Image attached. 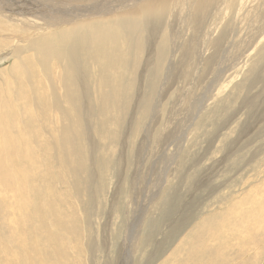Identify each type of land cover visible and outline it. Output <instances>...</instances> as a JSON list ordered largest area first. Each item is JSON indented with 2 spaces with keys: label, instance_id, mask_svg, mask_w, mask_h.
<instances>
[{
  "label": "rangeland",
  "instance_id": "obj_1",
  "mask_svg": "<svg viewBox=\"0 0 264 264\" xmlns=\"http://www.w3.org/2000/svg\"><path fill=\"white\" fill-rule=\"evenodd\" d=\"M76 3L80 4V2H69L63 7L68 10L67 13L73 8L74 10L83 9ZM84 3L88 5L85 1L81 2L86 5ZM57 4L61 5V3ZM244 6V3L241 7L238 4L235 6L231 0H228L223 5L216 6L209 16L208 23L215 26V34L210 37V40H215L221 30L226 31L228 38L236 29L240 30L239 35H246L244 46L239 45L231 53L222 54V60L216 57V61H218L215 64L217 66L215 65L209 72L203 69L205 68L204 60L199 63L196 58L198 47L205 39V30L201 37L200 32L196 36L192 34L195 28L189 23L184 24L187 22L184 21V11H181V8L178 9L179 12L174 23V32L178 33L176 45L173 43L169 25L166 22L163 24L161 33L164 34L162 36H165L168 43L172 40V44L162 43V36H158L149 50L145 47L149 41L148 29L142 24V27L138 26L137 23L132 24L133 27L130 26L137 31L131 32L132 29H129L126 34L131 38H124L131 40L128 49L134 51V55L137 54L138 45H141L142 49H140V57H138L140 63L136 59L123 60L119 63L116 62L114 67L109 70L110 80L116 77L122 81L120 89L123 93L120 96L119 104H117L116 95L103 96L96 103L90 99V103H100L102 107L110 99L109 106L117 105V110L111 111L112 113H109L111 115L107 117L97 108L93 109L94 112L91 115L87 112L86 118L91 120V128L94 127L93 137L90 139L98 148L92 149L90 143L86 147L80 145L83 161L86 165L92 163L93 171H96L92 173L94 179L91 183V190L95 195L94 201H90L89 186L88 192L80 191L84 199H81V202L68 189H66V193H58L59 189L62 191L64 188L58 181L54 182L55 207L53 211L46 213L44 217L46 221L44 219L40 221L31 214L32 217L27 211L31 206L34 209L36 205L37 201L32 196L27 197L28 200L23 199L17 196L9 185L1 181L2 178L13 175L18 178L13 177L19 181V188H24L25 192L29 193L31 189L29 182L33 181L32 176L38 169L36 155L39 153V147L38 138L35 136L38 134L36 125L38 119L35 109L38 98L34 97V106L30 105V102L23 107L20 101L24 98L23 92L19 95L16 81L2 80L4 76H7L4 73L13 65V60L8 58L9 60L0 61V106L4 109H0V111L4 116L9 114V117H13L10 119L12 120L11 129L7 115L0 121L3 124V128L0 129V151H3L0 155L4 154V157L0 158V206H2L0 208V264H123L122 260L126 256V264H196L195 258L201 255L213 240L219 243L212 244V248H217L219 251L216 259L210 264H264V211L261 208V206L264 207V94L257 96V93L262 90V85L257 82L261 80L256 77L259 74H264V36L258 38L262 39L261 42L256 40L252 44L255 39L250 42L251 34L246 32V23H256L259 16L254 14V18L249 16L251 10L248 6ZM182 8L184 9V6ZM240 11H243L244 14ZM118 14L120 12L113 11L104 15L85 17V19L96 18L95 20H99L104 16L100 20L107 19V22L117 23L119 21L116 19ZM74 18L70 17L68 21L73 23ZM61 26L66 27L68 23ZM136 26L141 28L138 29ZM114 27L119 28L118 26ZM242 27L244 28L242 29ZM135 36H137L136 39H134ZM191 39L196 43H193L189 49L182 50L181 46L187 47ZM134 40H139L140 43L136 45ZM234 41H237L236 38ZM132 43L136 46L134 47ZM245 48L248 49L249 53L247 54L249 55L243 57L238 64L237 58L247 50ZM126 51L124 50L125 53ZM205 51L204 59L214 53L211 45H208ZM130 53L129 50V56ZM24 55L30 58L27 51L22 53V56ZM180 56L181 61L185 58V63L188 62L187 78H184L185 80L181 78L180 73L177 78H171V81H168L163 87L166 82L164 80L166 78L165 70L167 64L171 62L170 58H173L172 63H175ZM147 58H149L147 62L150 64L149 68L143 69L141 73L142 63H145ZM138 65L139 69H137ZM232 66L234 68L229 69ZM51 67L55 73L56 65L51 63ZM225 71L227 72L224 73ZM217 72L224 74L218 81H208V78ZM35 78L36 81L41 80L38 75ZM125 89H129V91ZM256 97L257 99H255ZM251 98H254L253 106H245L246 102L243 101ZM145 103L148 105L146 106ZM192 107H197L200 111L193 119L195 109ZM25 110V115H30V121L26 124L23 114ZM13 121L16 122V126ZM104 122L106 126L103 125ZM149 123H151L149 128L151 133L146 142L145 129L147 130ZM168 133L172 134L162 142L161 138H164ZM7 137L14 139L16 143L9 145ZM108 140L109 142H107ZM118 145L120 146L118 147ZM138 145L142 146L141 153L144 152L143 147L147 148V155L141 163L142 175H147L144 178L146 183L132 179ZM161 153L163 166L166 167L162 174L159 173L162 162L160 165L157 163V156ZM22 154H25V157ZM12 155H16V158L11 159ZM52 166V171L55 170L56 176L55 165L52 164ZM150 168H154L152 173L149 172ZM129 174H131L130 177ZM161 179H163L162 182ZM81 181H83L82 178ZM141 182L149 186L146 193L154 194L155 199L152 202L143 204L147 202V196L144 194ZM136 185L139 187L137 197L131 203L130 190L132 186L137 187ZM206 186H208L207 190ZM84 192H87V199L83 195ZM60 195L64 199L62 203H58L56 200V197ZM17 197L18 199H16ZM53 212H56L59 225L52 217ZM85 212L89 216L88 218ZM135 218H137L134 226L136 236L124 248L125 252L123 253L122 248L121 256L115 259L118 250L115 249L114 241H117L118 247L119 244L122 245L127 235V227ZM16 221L21 222L19 224ZM76 224H78L77 227ZM100 226L106 228L105 234H107V242L104 241L106 245L101 246V249L96 247L94 241L92 242L95 232L99 230ZM228 257L232 258L229 262H227Z\"/></svg>",
  "mask_w": 264,
  "mask_h": 264
},
{
  "label": "bare ground",
  "instance_id": "obj_2",
  "mask_svg": "<svg viewBox=\"0 0 264 264\" xmlns=\"http://www.w3.org/2000/svg\"><path fill=\"white\" fill-rule=\"evenodd\" d=\"M83 1L88 3V5L86 3H84L87 5V7H85L86 5L81 4V2H83ZM227 1L228 0H68V1L67 0H0V52L3 51V53H0V61H5L8 58H12V60H13V65L10 66V68L7 71H5V73H4V75H7V76H4V79H2V80L3 81H9V82L10 81H16V83L18 84L17 90H18L19 95L21 94V92H23L24 98L21 97L23 99L20 100L21 103L23 104V107L27 103L30 104V102H31L30 105L34 106L33 99H34V97L38 98V102L35 104V107H36L35 109H36L37 119H38V120L36 119L37 120L36 125H37L38 134H35V136L38 138V147H39V153L37 151L38 155H36V154L35 155L37 156L38 169L32 176L33 181L29 182L31 185L30 192L29 193L25 192L24 188L20 189L19 188V181L15 180L18 178L13 176V175L7 176V177H4L1 179V181L4 184H7L10 186V189L14 193H16L17 196H20L23 199H27V197L32 196L37 201L34 209L31 206L30 209L27 210V211H29L30 215L32 214L33 216L37 217L41 221L44 219V217L48 211L54 210L55 192L53 193V190H54V186H55L54 182H57V181L59 182V184L62 185V188L65 189V190L63 189L62 191H60V189L58 188L59 189L58 193L59 192L66 193V191H67L66 189H68L71 192V194H73L78 199V201H81V199L84 200L83 196L80 194V191L86 190L88 192V190H89L88 186H89L90 192H91L90 201L91 202L94 201L95 195L93 194V192L91 190V183L93 182V179H94L92 176V173L96 172V171H93V167H92L93 165H91L92 163H90L89 165H86V163L83 161V159H82L83 157H81L80 145H83L84 147H86V146H88V143H90V146L92 147V149L98 148V146L95 147V144L90 139L93 137L92 131L94 130V127H93V129L91 128V126H90L91 120H88L86 118L87 112H88V114L91 115L94 112L93 109L97 108L98 110H100L102 112V114L104 116L107 117V116L111 115V114H109V113H112L111 111H113L117 108V105H110L109 106L110 99L108 100V103L104 104L102 107H101L100 103L99 104H91L90 99H92L93 102L96 103L103 96L109 97L112 95H116L117 96V104H119L118 102L120 101V96L123 93V92H121L122 90L120 89L121 85H122V81L120 80V78H116V77H113L110 80L109 70L114 67L116 62L119 63L123 60L130 61V59H136L140 63V58H138V57H140L139 54H140V49H142V47H140L141 45L139 44L140 43L139 40H136V41L134 40L136 45L139 44L137 47V54L134 55V51H132L130 48L128 49V47L130 46L129 44H130L131 40H127L124 38V37H126L128 39L131 38L130 35H129V37H127V34H126L129 32V29H132V31L130 30L131 32L137 31V30H133V28H130V26L132 24L137 23L138 26L142 24L145 26L146 29H148L147 37H148L149 41H148L147 45H145L146 42L143 45H145L146 49L149 50L150 47L153 45V41L158 36L164 35L163 33H161V31H162L164 22H166V24L169 25L168 28L170 29L169 31L171 33V38L173 39V43H174V45H176V43H177L176 36L178 33H176V31L174 32V30H175L174 23H175L176 15L179 12L178 9L181 8V11H184V21L187 22L184 24L189 23L192 26H194V28H195L196 32L194 31V33L192 32V34H194L196 36L200 32V37H201L203 34V31L205 30V39H204V42L201 43L198 47V51L196 53V58L198 59L199 63H200V61L202 63V61L204 60L205 68H203V69H205V71L207 70L209 72L210 70H212L215 67V65H216L215 62L217 63V61H218V60L216 61V57L219 58V60L220 59L222 60V58H221L222 54L231 53L235 49V47H238L239 45L244 46V44H245L246 38H244V37H246V35H244V34L239 35L240 30H237V29L234 33L232 32L231 37H229V38L226 35V31L221 30V32L218 34V37H216L215 40H210V37H212L213 34H215V26L212 25L211 23H208L209 16L212 14L213 9L216 6L221 5V4L223 5V3L227 2ZM69 2H72V3L80 2V4H77V3L76 4L81 6L83 9L74 10V8L72 7L73 10L71 9L72 11L67 13L68 10L65 9L63 6H65V4H67V3L69 4ZM231 2H233V5L236 6V4H238L240 7L244 3V5H245L244 7L248 6L251 10V12L249 13V16L253 17V14L259 16V18H258L259 20L257 19L258 21L256 23L252 24V22L246 21L247 22L246 23V27H247L246 32H248V34H251L250 42H252L255 39L252 42V44L254 42H256V40H260V42H261L262 39H258V38H262L264 36V0H231ZM57 3H61V5L59 6ZM183 6H184V9L182 8ZM240 10H242V9H240ZM113 11L120 12V14H118L116 16V19H119V21L117 23L107 22V19L106 20H100L104 16L100 17L99 20H95L96 18H94L93 20L85 19V17H90V16L92 17L94 15H104L106 13H110ZM72 12L75 13L76 15L73 14ZM240 12L243 13V11H240ZM78 13H80V14H78ZM214 15H216V14H214ZM70 17H72V18L75 17L73 19V23L68 21V19ZM108 19H110V18H108ZM246 19H247V17H246ZM250 19H252V18H250ZM243 21H245V20H243ZM248 21H250V20L248 19ZM67 23H68V26H66V27L61 26V25L67 24ZM242 23H240V24H242ZM142 25H141V27H142ZM114 26H118L119 28L114 27ZM138 26H136V27L138 28ZM147 26H148V28H147ZM132 27H133V25H132ZM141 27H139V28H141ZM137 28H135V29H137ZM243 28L244 27H242V29ZM136 38H137V36L134 37V39H136ZM235 38L237 41H234ZM192 39L190 40V43L187 44L188 45L187 47L181 46V49L182 50L189 49L193 43H196L193 41L194 39L193 40ZM263 40H264V37H263ZM161 42L166 44V45L172 44V40H170V42L168 43L167 40H165V36H162ZM256 44H258V43H256ZM136 45H134V47ZM208 45L212 46L214 53L212 55H210V57H208L207 59H204V54L206 52L205 49ZM232 47H234V48L232 49ZM253 47H254V45H253ZM245 49H247V48H245ZM124 50H127L126 53L124 52ZM129 50L131 52L130 56H129ZM26 51L28 52V54H29L28 57H30V58H27V56H25V55L22 56V53H26ZM121 51H122V54H120ZM141 52H143V50H141ZM247 53H249L248 49L246 51H243L238 56V58H237L238 64L240 63V61L243 57L249 55ZM194 54H195V51H194ZM250 54H251V52H250ZM148 59L149 58H147L146 61H144L145 63H142V66L140 69L141 73H142L143 69L144 70L147 69V67L150 65L147 63ZM178 59H179L178 61H176L175 63H172V61L174 59L170 58L171 62H169L167 64L166 70H165V74H166L165 77L166 78L164 80H166V82L163 84V87L166 85V83L168 81H171L170 80L171 78H177L178 75H180V73H181V78H183V79L187 78V63L188 62L185 63V58L181 61V56ZM51 63H54L56 65L57 71L55 73L53 71V68L51 67ZM255 63H257V62H255ZM181 64H183V66H181ZM139 65H138L137 69L140 68ZM233 68H234V66L230 67L229 69H233ZM258 68H259V66H258ZM226 72L227 71H225L224 73H226ZM224 73L217 72L216 73L217 75L214 74L211 78L207 77L208 81H218L220 79L221 75ZM37 75L41 77L40 81H36L35 77ZM206 76H207V74H206ZM256 77H258L259 80H261V81H257V82L261 83V85H262V88H261L262 90H260L257 93V96L263 95L264 94V81H263L264 80V74H259V76L257 75ZM253 83H254V81H253ZM106 88H108L109 90L107 89L105 91ZM122 88L124 89V86ZM125 90H123V91H125ZM126 91H129V89ZM126 93H128V92H126ZM128 96H129V94H128ZM255 99H257V97ZM146 100H149V99H146ZM20 101H19V104H21ZM243 102H246V104L244 103L245 106L251 107V106H253L254 98H251L250 100L245 99ZM153 104H154V102H153ZM0 105H1V103H0ZM145 105H146V103H145ZM12 106H13V104H12ZM12 106H10V107H12ZM10 107H9V109L11 110ZM193 107H192V109H195V112L193 113L192 119L198 113H200L199 108H197V107L193 108ZM0 109L4 110L1 106H0ZM6 109L8 110V106L6 107ZM12 110H13V108H12ZM18 110H20V109H18ZM14 111H15V109H14ZM189 111H191V110H189ZM16 112H18V111H16ZM1 113H2V111H0V121L7 115L6 114L4 116ZM25 113H26V110L23 112V114L25 116L24 122L26 124L30 121L29 120L30 115L27 116V114L25 115ZM114 114H115V112H114ZM117 114H118V112H117ZM188 114H190V113H188ZM8 115H7V121L9 122L10 129H11L12 120H10V119H12L13 117H9ZM16 115H18V114L16 113ZM103 115H102V117H103ZM132 116H134V115H132ZM132 118H134V117H132ZM121 121H123V120H121ZM173 121H175V120H173ZM116 122H117V120H116ZM151 123H152V121H151ZM151 123H149L147 130L145 129V132H146L145 134L147 135V137L145 136L146 142L148 141V139L150 137L151 131L149 130V128H150ZM13 124H14V126H16V122L14 123V121H13ZM103 125H105V122ZM174 126H176V125H174ZM2 128H3V124L0 123V129H2ZM103 128H104V126H103ZM133 128H134V126H133ZM105 130H107V129H105ZM121 130H122V128H121ZM178 130H179V128H178ZM12 131L14 132V129ZM133 131H134V129H133ZM16 132H18V131H16ZM126 132H128V131H126ZM171 134L172 133H168L167 135H165L164 138H161V141L164 142L166 140L165 138ZM105 135H106V133H105ZM11 138L7 137V142L9 145H13L16 143V141L14 139H11ZM18 138H19V136H18ZM106 138L108 139V137H106ZM107 142H109V140ZM162 142H160V143L162 144ZM158 144H159V142H158ZM104 145L106 146V144H104ZM119 146L120 145H118V147ZM141 147H142L141 145L137 146L136 160L134 162L135 166L133 169L134 171L132 173V176H133L132 179L145 182L144 178L147 175L146 176L142 175V170H141L142 164L141 163H142L143 159L145 158V155H147V148H146V146L143 147L144 152L141 153V151H140ZM162 147L164 148V146H162ZM102 149H103V147H102ZM1 151H3V150H1ZM1 151H0V153H1ZM25 154H26V152H25ZM25 154H22L23 157H25ZM3 157H4V154L0 155V158H3ZM105 157L108 158V156H105ZM10 158L15 159L16 155H12V156H10ZM26 158H29V157H26ZM94 158H95V156H94ZM107 158H106V160H107ZM86 159H88V158L86 157ZM157 159H158L157 163H159V165L162 162V167L159 168V173L162 174L166 169V167L163 166L164 162H163L162 153L159 156H157ZM170 160H171V158H170ZM117 163H118V161H117ZM52 164L55 165L56 176L54 173L55 170L52 171V169H53ZM102 165H103V163H102ZM99 167H100V165H99ZM114 169H115V167H114ZM153 170H154V168H150L149 172L152 173ZM97 171H98V169H97ZM130 175L131 174H129L128 176L130 177ZM165 175H166V172L164 173V177H165ZM160 176H162V175H160ZM13 177L15 179H13ZM81 178L83 181H81ZM163 179H161V182L163 181ZM39 181H40V184H39ZM142 182H141V187L144 190L145 196H147L146 197L147 202H144L143 204L148 203V202H152V200L155 199V196L152 193H146L149 186L144 185ZM133 184H134V181H133ZM95 186L97 187V185H95ZM133 186H132V189L130 190V197H129V198H131V201H132L131 203H133L134 199L137 197L136 196L138 193L137 190L139 188L137 185H136L137 187H133ZM206 187H207L206 188V190H207L208 186H206ZM212 191H213V189H212ZM87 192L83 193V195L86 199H87ZM152 192H154V191H152ZM13 197H11V198H13ZM16 199H18V197ZM86 199H85V202H86ZM56 200L58 203H62L64 201V199H62L61 195L56 197ZM2 201H4V200H2ZM29 203H30V201H29ZM32 203H34V201H32ZM137 203H138V201H137ZM8 207H10V206H8ZM0 208H2V206H0ZM261 208L264 211V207L261 206ZM82 209H83V207H82ZM3 211L4 210H2V212ZM20 211L22 212L21 208H20ZM91 211H93V210H91ZM75 212H76V210H75ZM55 213L54 212L52 213V217L54 218V220L59 225V219L57 218ZM85 215L87 216L86 212H85ZM86 216H85V218H86ZM88 217L89 216H87V218ZM101 217H103V216H101ZM11 218L14 219L13 217H11ZM76 218H77V216H76ZM261 218H263V217H261ZM85 220H87V219H85ZM136 220H137V218L133 219V222L128 225L127 230H126L127 235H126L125 240H123L122 245L119 244V247H118L117 241L116 240L114 241L115 249L118 250V253L115 252L116 253L115 259H118L121 256L122 248H123V253L125 252L124 248L127 246V244H130L132 239L136 236V232H134V226L136 225L135 224ZM19 222H21V221H19ZM19 222H17V223H19ZM70 222H72V221H70ZM25 223H27V222H25ZM40 223H42V222H40ZM6 224H4V225H6ZM48 225H50V224H48ZM77 225L78 224H76V227H77ZM56 226H57V224H56ZM86 227H87V224H86ZM102 227L101 226L98 227L99 230L97 232H95L94 240H92L93 238L91 237L92 242L94 241L97 248H100L101 246H105L106 244L104 241L107 242V236H106L107 234H105L106 228H102ZM8 228H9V225H8ZM135 228H138V227H135ZM32 231H34V230H32ZM85 232H86V230H85ZM69 234H71V233H69ZM22 235H24V234H22ZM91 235H93V234H91ZM116 239H117V237H116ZM216 243H219V242H215V240H213L211 243L208 244V246L205 248V251H203V253L201 255H199L197 258H195L196 264H205V263L210 264L211 261L216 259L219 249L212 248V244L217 245ZM16 244H17V242H16ZM59 244H60V242H59ZM19 246H20V244L18 245V247ZM230 249H231V247H230ZM236 250H238V249H236ZM232 253H233V251H232ZM241 253H240V255H241ZM126 257H124V259L122 260L123 264H126ZM11 260H12V258H11ZM11 260L9 259V262H11ZM230 260H232V258L228 257L227 262H229ZM64 261H66V260H64ZM227 262H225V263H227Z\"/></svg>",
  "mask_w": 264,
  "mask_h": 264
}]
</instances>
